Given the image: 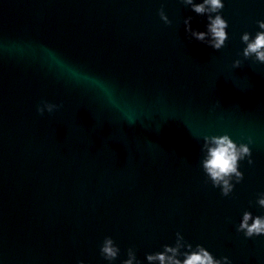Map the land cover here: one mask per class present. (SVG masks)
<instances>
[{"label": "water", "instance_id": "95a60500", "mask_svg": "<svg viewBox=\"0 0 264 264\" xmlns=\"http://www.w3.org/2000/svg\"><path fill=\"white\" fill-rule=\"evenodd\" d=\"M221 14L215 51L187 37L185 17L206 21L180 0H0V264H106L105 236L143 262L177 231L232 264H264V236L234 229L244 209L264 214V65L237 55L264 0H225ZM41 100L60 107L40 115ZM223 133L252 138L227 197L197 139Z\"/></svg>", "mask_w": 264, "mask_h": 264}, {"label": "clouds", "instance_id": "9594fccd", "mask_svg": "<svg viewBox=\"0 0 264 264\" xmlns=\"http://www.w3.org/2000/svg\"><path fill=\"white\" fill-rule=\"evenodd\" d=\"M193 13L205 18L204 30L199 31L191 28V16L183 19L185 33L189 39H194L205 44L215 51L225 46L228 39V21L221 14L225 0H180ZM159 19L168 25L171 23L165 14L163 7L157 10ZM257 30L254 33L244 31L240 34V42L243 45L238 52V57L243 60H251L255 64L264 65V19L256 20ZM242 60L237 58L232 61V67L237 68ZM72 75L79 81H93L92 77L81 76L73 71ZM106 96L111 102V94L105 90ZM215 102L214 107H218ZM60 107L59 104L41 100L36 105V112L43 115L45 112L51 114ZM134 121L130 120L129 123ZM199 166L212 188L219 190L221 196H229L235 186L243 179L240 170V162L253 163L250 145L252 138L245 140H234L228 133L204 134L199 136ZM255 205L264 209V191L255 194ZM251 203V202H250ZM236 233L242 234L245 239L264 236V214H253L244 209L239 216L238 222L234 224ZM120 247L111 236H105L98 246L99 256L106 264H232L231 259L226 256H214L205 246L200 243L193 244L185 239L180 231L175 232L171 243H165L157 251L146 252L143 262L138 258L135 248L129 246L124 258L120 259ZM76 264H85L84 260H77Z\"/></svg>", "mask_w": 264, "mask_h": 264}]
</instances>
